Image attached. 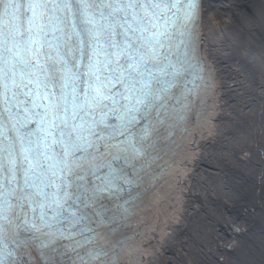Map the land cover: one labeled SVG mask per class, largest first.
Here are the masks:
<instances>
[{
	"label": "bare ground",
	"instance_id": "6f19581e",
	"mask_svg": "<svg viewBox=\"0 0 264 264\" xmlns=\"http://www.w3.org/2000/svg\"><path fill=\"white\" fill-rule=\"evenodd\" d=\"M196 19L210 84L158 142L117 264H264V0H200ZM23 253L28 264L62 263Z\"/></svg>",
	"mask_w": 264,
	"mask_h": 264
},
{
	"label": "snow or ice",
	"instance_id": "6c2138e0",
	"mask_svg": "<svg viewBox=\"0 0 264 264\" xmlns=\"http://www.w3.org/2000/svg\"><path fill=\"white\" fill-rule=\"evenodd\" d=\"M178 3L0 0V130L10 125L15 134L0 132V195L19 189V199L33 204V197H41L40 219L48 227V209L56 219L67 197H87L88 188L75 183L84 176L73 171L82 167L92 146L86 125L88 134L94 133L85 117L97 110L103 114L106 101L115 105L116 96L129 99L137 84L145 83V74L152 75L149 61L155 46L163 47L159 37L166 35V26L175 24L168 13ZM117 85L123 91L114 93ZM33 122L34 130L29 128ZM57 144L59 152L53 148Z\"/></svg>",
	"mask_w": 264,
	"mask_h": 264
},
{
	"label": "rangeland",
	"instance_id": "374dc122",
	"mask_svg": "<svg viewBox=\"0 0 264 264\" xmlns=\"http://www.w3.org/2000/svg\"><path fill=\"white\" fill-rule=\"evenodd\" d=\"M212 255V254H211ZM214 256V255H213Z\"/></svg>",
	"mask_w": 264,
	"mask_h": 264
}]
</instances>
